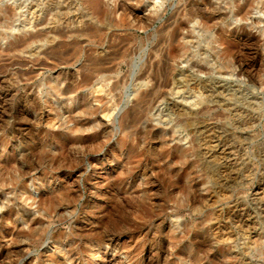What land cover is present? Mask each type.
<instances>
[{"label":"rangeland","instance_id":"1","mask_svg":"<svg viewBox=\"0 0 264 264\" xmlns=\"http://www.w3.org/2000/svg\"><path fill=\"white\" fill-rule=\"evenodd\" d=\"M89 1L134 12L0 0V127L11 134L0 155L20 164L0 195L26 193L0 208V264H90L97 243L94 264H264L260 0ZM78 27L82 38L65 36ZM93 69L98 92L79 85ZM138 91L149 95L139 106ZM74 105L87 130L65 139Z\"/></svg>","mask_w":264,"mask_h":264},{"label":"bare ground","instance_id":"2","mask_svg":"<svg viewBox=\"0 0 264 264\" xmlns=\"http://www.w3.org/2000/svg\"><path fill=\"white\" fill-rule=\"evenodd\" d=\"M81 2H87V4L89 5L90 4V6H91V8L93 9V11H94V14L96 15V16H99L100 18H102V19H110V17L112 16L113 17V15H115L116 13H117V11L118 10H120V9H122L123 11H124V13H133L134 12V10H133V8L131 7V6H129V5H127L126 3H121V2H119L118 4H115L114 6H112L111 4V6L109 5V9H104L103 8V1H89V0H80ZM255 2H256V0H255ZM141 3H145V1H143V2H141ZM106 4V3H105ZM258 4H262V6H263V8H264V2L262 1V0H260V1H257V5ZM24 6H23V4L22 3H17L16 5H15V13H13V15L14 14H16V13H18L20 10H22V8H23ZM153 8H154V13H156L157 12V8H158V4H157V2L156 3H154V6H153ZM263 8H259V6H258V10L259 11H263ZM254 9H256V8H254ZM6 14H4L5 16H6V19L7 20H9L10 18H11V15L12 14H10L9 12H5ZM12 15V16H13ZM247 18V17H246ZM23 29H25V28H23ZM19 31H20V29H18ZM26 30H27V28H26ZM88 30V29H87ZM87 30L86 29H83V28H77V29H70V30H68V31H66V34H65V36L66 37H68V38H74V39H80V38H82L83 36H84V34L87 32ZM21 32V31H20ZM60 32V31H59ZM188 37H191V36H188ZM233 38V37H232ZM50 42V41H49ZM208 45H209V43H208ZM70 46H72V47H75V46H77V43H72ZM58 49H59V47L58 48H56L55 50L58 52ZM52 50H54V49H52ZM55 55H58V54H55ZM207 58H208V55H207ZM205 59L204 61H207V63L208 64H210V61L208 60V59ZM236 58V57H235ZM237 58H238V56H237ZM241 58V57H240ZM239 58V59H240ZM102 60V59H101ZM100 60V61H101ZM190 60H192V57H191V59ZM226 63V62H225ZM244 63V62H243ZM91 64V63H90ZM97 64V63H96ZM96 66V65H95ZM90 67V66H89ZM192 67H193V63H192ZM239 67H240V73L241 74H248V70H247V68H249V67H247L246 65H243L242 63H239ZM234 65L232 64V63H230V65H229V69H232V74H234L235 73V70H234ZM81 70V69H80ZM95 71H96V69H93L92 70V72L90 73V74H87V75H85L84 76V78L81 80V82H80V86H83V87H85V86H91L93 89H95V91L96 92H98V91H100V89L98 88V87H100L99 86V83H98V81H97V79H96V76H95ZM163 72H165V71H163ZM69 73V72H68ZM77 73V72H76ZM144 73V72H143ZM171 73V72H170ZM73 74H75V73H73ZM247 76H249V75H247ZM74 77V75H72V77H70V76H65V78H64V80L65 81H67L68 80V82H70L71 80V78H73ZM70 80V81H69ZM75 81H73L71 84H69L68 85V92H70L72 89V84L74 83ZM257 82V81H256ZM260 83H261V85H263L264 84V80L262 81H259ZM164 86V85H163ZM59 87V85H58V83L56 82L55 83V85L53 86V88L55 89V90H57V91H59L61 94L65 91H63V90H60V88H58ZM73 88H75V87H73ZM73 91V90H72ZM137 94V96H138V106L139 105H141L142 103H144V102H146L147 101V98H148V94H146V93H140L139 91L136 93ZM76 106H78V105H74V107H76ZM73 107V106H72ZM183 107H185V106H183ZM69 108H71V107H69ZM77 108V110L80 108L81 110H79L76 114H70L69 115V118L66 120V121H64L63 123L61 122V124H59L60 126L59 127H62V135L64 136V138L65 139H67V138H69V137H71V136H76V135H81L83 132H85L86 130H87V123H86V119H84V118H82V116L81 115H83V116H86V111H85V109L84 108H82V105L80 106V107H76ZM110 118L111 117V114H107V113H105L104 114V116L103 117H99V118H97L96 119V121H98L99 123H100V125H103V126H105V124H106V122L104 121V119L105 118ZM41 118V117H40ZM48 118V117H47ZM49 119V118H48ZM49 120H51V121H53L54 122V124H57L56 122V120H57V117L56 116H53V117H51ZM92 120H89L88 122H91ZM94 121V120H93ZM70 123H72L73 125H72V127H70L69 126V124ZM129 123V125L127 126V128H129V129H132V128H135V126H136V123H137V119L136 118H133L131 121H129L128 122ZM53 124V125H54ZM150 130L151 129H147L145 132L146 133H149L150 132ZM0 131L2 132V134H1V137H0V146L1 147H3L4 149H5V151H6V148H7V146L9 145V142H8V140H7V138H8V136L9 135H11L10 134V132H8V131H4L3 129H1V127H0ZM37 140V139H36ZM77 144V143H76ZM127 146V145H126ZM70 147H74V143H72L71 145H70ZM69 149V148H68ZM68 149L67 150H65V149H63V150H59V152H58V154L57 155H50V154H46V157H48V156H51V157H49L50 158V160L52 161V160H59V159H64V158H66V157H68V155H67V153H66V151H68ZM38 150V149H37ZM223 150V149H222ZM5 151H2V153H1V155H0V191H2V190H4V188L5 187H7L8 185H12L13 187H16L17 186V177H16V175H12L13 174V171H15L17 168H16V164H17V167L20 165L19 164V161H16V162H12V164H11V166H8L7 167V165H6V163H5V161L6 160H2L1 159V157L2 156H4V155H6L7 153H5ZM264 151V150H263ZM49 152V151H48ZM67 155V156H66ZM86 157V156H85ZM18 159V158H17ZM20 160V159H19ZM42 160V159H41ZM175 160V159H174ZM21 163V162H20ZM19 164V165H18ZM33 167H35V169L36 168H38L39 167V165L35 162V166L33 165ZM24 170V169H23ZM38 173V172H37ZM24 175V173H20V175ZM9 176H12L11 177V179H12V181L9 179ZM16 181V182H15ZM70 181V180H69ZM42 182V181H41ZM92 189V188H91ZM26 193L25 192H22V191H17V192H15V194H14V199H10V198H8V197H2L1 195H0V208H2V207H7L6 206V204L4 203L5 202V200H7V201H19V200H24V201H26V198L24 199V195H25ZM12 197V196H11ZM66 198V194L64 195V193H59L58 194V200H62V199H65ZM99 203V202H98ZM97 207H99V204H97ZM97 207H95V208H97ZM10 207H8V210H10L9 212L12 214V215H16V216H19L22 212H20V210H14V209H12V208H10ZM61 208L62 207H60L59 208V210H61ZM8 212V213H9ZM110 211H108V213H109ZM63 214V213H62ZM35 223L37 224L38 223V221L37 220H35ZM78 227V226H77ZM48 232V231H47ZM47 234V233H46ZM106 237V236H105ZM119 240V239H118ZM46 241H47V239H46ZM105 241V240H104ZM107 241V240H106ZM113 244V243H112ZM100 247H101V244L100 243H97V253H95V255L92 257L93 258V260H92V262L90 263V264H94V262H95V260L97 259V258H99L100 257V255H101V250H100Z\"/></svg>","mask_w":264,"mask_h":264}]
</instances>
